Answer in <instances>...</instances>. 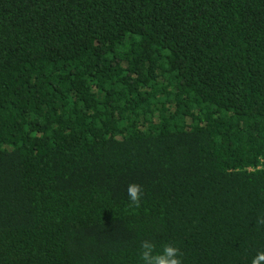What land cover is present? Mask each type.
Returning a JSON list of instances; mask_svg holds the SVG:
<instances>
[{
	"label": "trees",
	"instance_id": "obj_1",
	"mask_svg": "<svg viewBox=\"0 0 264 264\" xmlns=\"http://www.w3.org/2000/svg\"><path fill=\"white\" fill-rule=\"evenodd\" d=\"M262 215L264 0H0V264H251Z\"/></svg>",
	"mask_w": 264,
	"mask_h": 264
},
{
	"label": "clouds",
	"instance_id": "obj_2",
	"mask_svg": "<svg viewBox=\"0 0 264 264\" xmlns=\"http://www.w3.org/2000/svg\"><path fill=\"white\" fill-rule=\"evenodd\" d=\"M129 206L140 207L142 199V189L139 184L132 183L127 189ZM257 224L264 226V215L259 216ZM184 253L173 243H164L158 246L155 242L145 239L140 244V260L142 264H183ZM251 264H264V251H258L252 258Z\"/></svg>",
	"mask_w": 264,
	"mask_h": 264
}]
</instances>
